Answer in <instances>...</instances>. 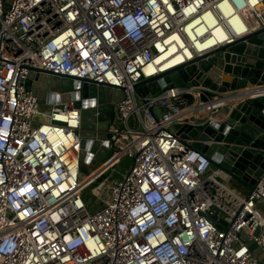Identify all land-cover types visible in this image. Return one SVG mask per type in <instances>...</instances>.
Wrapping results in <instances>:
<instances>
[{"label": "built area", "instance_id": "obj_1", "mask_svg": "<svg viewBox=\"0 0 264 264\" xmlns=\"http://www.w3.org/2000/svg\"><path fill=\"white\" fill-rule=\"evenodd\" d=\"M263 26L264 0H0V264H264L247 244L264 248V173L224 184L175 130L214 119L226 97L136 87ZM31 73L123 91L100 139L108 153L84 179L82 108L27 89ZM41 104L49 120L36 118ZM125 157L131 168L111 178Z\"/></svg>", "mask_w": 264, "mask_h": 264}, {"label": "water", "instance_id": "obj_2", "mask_svg": "<svg viewBox=\"0 0 264 264\" xmlns=\"http://www.w3.org/2000/svg\"><path fill=\"white\" fill-rule=\"evenodd\" d=\"M33 85L60 91L62 95L53 101L75 100V105L82 108L80 179H84L108 153L100 139L107 136L114 105L123 99V91L74 81L71 77L60 79L59 76L31 73L25 86L31 89ZM263 85L264 26L254 29L243 39L197 57L177 71L162 75L159 80H144L136 87L142 95L156 94L174 86L201 87V99L220 93L230 103L235 101L233 105L224 104L219 108V119L202 115L196 122L178 125L175 130L210 157L213 167H222L245 185L253 186L264 173V95L248 96V91ZM33 92L40 96L36 89ZM185 97L188 105L194 103L193 94ZM239 97L243 99L236 100ZM93 187L89 184L85 188V197Z\"/></svg>", "mask_w": 264, "mask_h": 264}, {"label": "rangeland", "instance_id": "obj_3", "mask_svg": "<svg viewBox=\"0 0 264 264\" xmlns=\"http://www.w3.org/2000/svg\"><path fill=\"white\" fill-rule=\"evenodd\" d=\"M250 20V17H249ZM40 111L42 112L41 114H38L36 118L38 120H49V117H47L46 113L50 112V106L48 104H41L40 105ZM133 164V161L129 157H125L122 159V161L117 165L116 170L113 172L111 175V178L113 179H122L125 174L129 171ZM219 180L223 182L224 184L227 185H232L231 182L232 176L225 172L223 175L219 177ZM247 244L249 247L252 249L253 253L257 258L264 263V248L258 245L255 240L251 239L248 240Z\"/></svg>", "mask_w": 264, "mask_h": 264}, {"label": "bare ground", "instance_id": "obj_4", "mask_svg": "<svg viewBox=\"0 0 264 264\" xmlns=\"http://www.w3.org/2000/svg\"><path fill=\"white\" fill-rule=\"evenodd\" d=\"M216 35L221 40H225V39H227V38L230 37L229 36V33L226 32V30L223 27H221V28H219V29L216 30ZM213 42H214V39L210 38L204 45H202V46L201 45H198V49H200V50L203 49L205 45L206 46L212 45ZM187 55L191 56V52L190 51H187ZM167 57H168V55L166 54L165 56H163V57H161L159 59V63L162 66L163 69L168 68L167 66H169V64L172 62L171 58H167ZM222 97L223 96H218L216 98L219 99V98H222ZM226 100L228 101V99H226Z\"/></svg>", "mask_w": 264, "mask_h": 264}, {"label": "crops", "instance_id": "obj_5", "mask_svg": "<svg viewBox=\"0 0 264 264\" xmlns=\"http://www.w3.org/2000/svg\"><path fill=\"white\" fill-rule=\"evenodd\" d=\"M247 90V89H246ZM245 92V91H244ZM219 95L217 96H223L222 94L218 93ZM249 96H252V95H249ZM246 97V96H245ZM227 99V98H226ZM243 98L242 97H239V99H236V100H242ZM236 102L235 101H232L231 103L229 101L226 100V104H235ZM221 116V112L220 113H216V115L214 116L216 119H219V117ZM233 181L231 182L232 186H236V182H235V179H232Z\"/></svg>", "mask_w": 264, "mask_h": 264}]
</instances>
